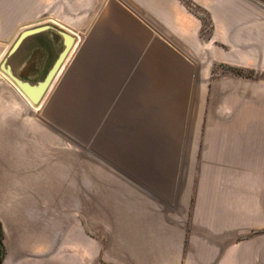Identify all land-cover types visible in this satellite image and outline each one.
Wrapping results in <instances>:
<instances>
[{
    "label": "crops",
    "instance_id": "0c3cea01",
    "mask_svg": "<svg viewBox=\"0 0 264 264\" xmlns=\"http://www.w3.org/2000/svg\"><path fill=\"white\" fill-rule=\"evenodd\" d=\"M187 1L0 0V65L42 26L11 71L84 27L47 105L97 132L42 140L0 66V264H264V0Z\"/></svg>",
    "mask_w": 264,
    "mask_h": 264
},
{
    "label": "rangeland",
    "instance_id": "374dc122",
    "mask_svg": "<svg viewBox=\"0 0 264 264\" xmlns=\"http://www.w3.org/2000/svg\"><path fill=\"white\" fill-rule=\"evenodd\" d=\"M55 22L58 24H61L58 19H56ZM62 27H64L65 29H63ZM62 27H57V28H59V30H62V31H70L74 34L72 35L74 37V42H75L74 48H78V44H80L84 39L83 38L84 36L81 34V31L84 29V27L83 26L77 27V26H70V25L64 26V24L62 25ZM60 48H61V42L58 41L56 52H58ZM72 54L74 55L73 52H70L68 54L67 58L65 59L62 65V68H61V71L58 77L53 82L48 92L45 94V97L43 98V100L41 102L33 104L34 107H37L35 111V116L37 114H40V117H41V130H42L41 139L42 140L46 138H51L52 140H54L55 138L56 142H84V149H85L84 154L88 153V150L86 148L93 149V153H95L96 151V147L94 145L95 143H89V142H97V132L95 129L94 130L90 129L91 127H93V124L90 121V116H84V124H82L80 122L81 116L71 115V116H67L66 118L63 115H57V114L52 115L49 113L50 109L48 108V105H47L48 100L52 94L51 92L53 91V89L55 88V86L58 84L61 77L63 76L67 62H69V59L73 57ZM54 55L55 54H53V56L50 59L46 60L45 65L41 66V68L38 71L36 67L31 66V65H27L21 68L20 71L16 70L18 72L14 70L12 71L10 70V71L14 76L18 78L26 80L30 83H34L40 80L44 76L51 61L54 58ZM2 67L4 68V66ZM4 74L8 76L6 72H4ZM26 100L30 102L27 98ZM90 150L89 152H91Z\"/></svg>",
    "mask_w": 264,
    "mask_h": 264
},
{
    "label": "water",
    "instance_id": "95a60500",
    "mask_svg": "<svg viewBox=\"0 0 264 264\" xmlns=\"http://www.w3.org/2000/svg\"><path fill=\"white\" fill-rule=\"evenodd\" d=\"M40 27H34L31 29L22 30L18 34L14 42L11 44V46L9 47L8 51L6 52V56L3 58L1 65H0L1 68L4 70V72H6L10 80L18 87V89L25 95V97L34 104L40 101L41 96L46 90V87L48 86L53 73L60 66L62 60L64 59L74 39V37L71 34L67 33L66 31L59 30L60 34L63 37V45L61 49L57 53L55 59L53 60L49 68L46 70L44 76L40 80L34 83H30L26 80H23V79H20L14 76L11 73L7 64L5 63V60H6V57L14 50V48L17 46L18 42L23 36H25L29 32H32V30H35L36 28H40ZM2 66H4V68ZM1 252L2 251L0 250V255H1Z\"/></svg>",
    "mask_w": 264,
    "mask_h": 264
},
{
    "label": "bare ground",
    "instance_id": "6f19581e",
    "mask_svg": "<svg viewBox=\"0 0 264 264\" xmlns=\"http://www.w3.org/2000/svg\"><path fill=\"white\" fill-rule=\"evenodd\" d=\"M72 47H73V46H71V48H70V49L68 50V52L66 53V55H65L64 59L62 60L60 66H59V67L57 68V70L53 73V75H52V77H51V79H50V81H49V84H48V86L46 87V90L44 91V93L42 94L41 99H40L39 102H41V101L43 100V98L45 97V94L48 92V90L50 89L51 85L53 84V82H54V81L56 80V78L58 77V75H59V73H60V71H61V68H62V65H63L65 59L67 58L68 54L72 51L71 49H73Z\"/></svg>",
    "mask_w": 264,
    "mask_h": 264
},
{
    "label": "trees",
    "instance_id": "16d2710c",
    "mask_svg": "<svg viewBox=\"0 0 264 264\" xmlns=\"http://www.w3.org/2000/svg\"><path fill=\"white\" fill-rule=\"evenodd\" d=\"M183 1V3L186 5V6H188L194 13H196L197 15H199V17H200V19H201V21H202V25L203 24H207V22H206V18H205V15L203 16V14L201 15V14H199L198 13V11H199V8H198V6H191V5H189V2L187 1V0H182ZM202 11V10H201ZM0 250H2V246H1V231H0ZM0 259H1V255H0Z\"/></svg>",
    "mask_w": 264,
    "mask_h": 264
}]
</instances>
